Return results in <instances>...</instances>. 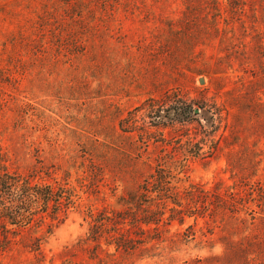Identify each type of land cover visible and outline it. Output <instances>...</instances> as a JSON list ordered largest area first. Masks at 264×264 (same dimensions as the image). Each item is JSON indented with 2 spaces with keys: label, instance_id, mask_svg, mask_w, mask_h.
I'll return each mask as SVG.
<instances>
[{
  "label": "rangeland",
  "instance_id": "obj_1",
  "mask_svg": "<svg viewBox=\"0 0 264 264\" xmlns=\"http://www.w3.org/2000/svg\"><path fill=\"white\" fill-rule=\"evenodd\" d=\"M0 264H264V0H0Z\"/></svg>",
  "mask_w": 264,
  "mask_h": 264
},
{
  "label": "trees",
  "instance_id": "obj_2",
  "mask_svg": "<svg viewBox=\"0 0 264 264\" xmlns=\"http://www.w3.org/2000/svg\"><path fill=\"white\" fill-rule=\"evenodd\" d=\"M14 186H15L14 188H16V189L20 188L16 184ZM45 190L47 191L45 200L48 201V202H51V201L53 202V199H55V197H54V189L51 188V187L45 186ZM59 199L60 198H57L56 201L59 200ZM10 213L11 214L8 217L11 218V220H15V218L17 216V213L15 212V210H12V211L10 210Z\"/></svg>",
  "mask_w": 264,
  "mask_h": 264
},
{
  "label": "water",
  "instance_id": "obj_3",
  "mask_svg": "<svg viewBox=\"0 0 264 264\" xmlns=\"http://www.w3.org/2000/svg\"><path fill=\"white\" fill-rule=\"evenodd\" d=\"M200 83L203 84V80H201Z\"/></svg>",
  "mask_w": 264,
  "mask_h": 264
}]
</instances>
